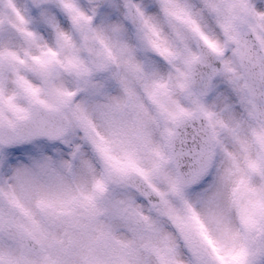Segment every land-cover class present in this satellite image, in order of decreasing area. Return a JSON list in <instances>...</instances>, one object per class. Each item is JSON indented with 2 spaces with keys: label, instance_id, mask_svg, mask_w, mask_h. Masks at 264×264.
<instances>
[{
  "label": "snow or ice",
  "instance_id": "1",
  "mask_svg": "<svg viewBox=\"0 0 264 264\" xmlns=\"http://www.w3.org/2000/svg\"><path fill=\"white\" fill-rule=\"evenodd\" d=\"M0 264H264V0H0Z\"/></svg>",
  "mask_w": 264,
  "mask_h": 264
}]
</instances>
